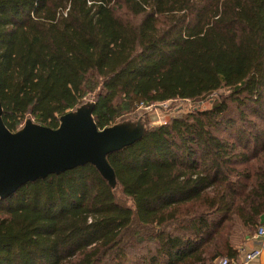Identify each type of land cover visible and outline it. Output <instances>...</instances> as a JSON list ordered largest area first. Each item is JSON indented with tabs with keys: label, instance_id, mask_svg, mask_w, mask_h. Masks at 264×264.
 Segmentation results:
<instances>
[{
	"label": "trees",
	"instance_id": "16d2710c",
	"mask_svg": "<svg viewBox=\"0 0 264 264\" xmlns=\"http://www.w3.org/2000/svg\"><path fill=\"white\" fill-rule=\"evenodd\" d=\"M222 90L110 154L115 189L88 164L0 199V264H231L264 216V0H0L11 132L87 99L103 130Z\"/></svg>",
	"mask_w": 264,
	"mask_h": 264
},
{
	"label": "water",
	"instance_id": "95a60500",
	"mask_svg": "<svg viewBox=\"0 0 264 264\" xmlns=\"http://www.w3.org/2000/svg\"><path fill=\"white\" fill-rule=\"evenodd\" d=\"M94 106L92 100L65 114L57 129L27 119L20 130L11 132L0 100V199L6 200L28 183L88 164L115 189L117 178L107 157L141 140L147 125L140 118L100 130Z\"/></svg>",
	"mask_w": 264,
	"mask_h": 264
},
{
	"label": "rangeland",
	"instance_id": "374dc122",
	"mask_svg": "<svg viewBox=\"0 0 264 264\" xmlns=\"http://www.w3.org/2000/svg\"><path fill=\"white\" fill-rule=\"evenodd\" d=\"M227 95H228V92L226 90H222L200 101H195V102L174 101V102H168V103H163V104H156L154 106H151V108H149L148 110H146L147 112H149L148 117L145 118L146 116L144 114L145 112L138 110L137 111L138 113L129 120L134 121V120L143 118V120L145 121L147 125V128L153 127V126H160L166 123V121L170 119L181 117L197 109L202 110V111L210 110L214 102H219L220 98H223ZM92 100L93 99H87L85 103L92 101ZM33 122L35 121L33 120ZM248 234L249 233H247L245 229L240 228L239 230H237L234 241H233V245L236 249H238V247L244 246L243 244H245V242L249 238Z\"/></svg>",
	"mask_w": 264,
	"mask_h": 264
},
{
	"label": "crops",
	"instance_id": "0c3cea01",
	"mask_svg": "<svg viewBox=\"0 0 264 264\" xmlns=\"http://www.w3.org/2000/svg\"><path fill=\"white\" fill-rule=\"evenodd\" d=\"M264 220V216H263ZM243 247H238L239 257L237 260L231 261V264H245L244 258L245 254L253 252L255 250L259 251L260 254L253 261L248 264H264V239L256 238L255 236L248 238ZM242 252V253H241Z\"/></svg>",
	"mask_w": 264,
	"mask_h": 264
},
{
	"label": "built area",
	"instance_id": "2783aa9c",
	"mask_svg": "<svg viewBox=\"0 0 264 264\" xmlns=\"http://www.w3.org/2000/svg\"><path fill=\"white\" fill-rule=\"evenodd\" d=\"M149 108H151V107H145L144 104H140V106H139V110H148ZM255 237L264 239V220H262L261 224L258 226V229H257V232L255 234ZM259 254H260V252L257 251V250L245 254L244 263L248 264L249 262H251L255 258H257ZM217 264H230V260H229V258L224 257V258H221L217 262Z\"/></svg>",
	"mask_w": 264,
	"mask_h": 264
}]
</instances>
